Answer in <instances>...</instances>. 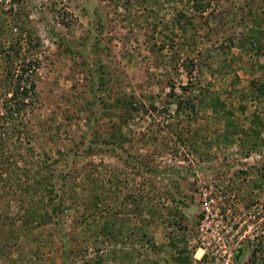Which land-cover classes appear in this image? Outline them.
<instances>
[{"label": "rangeland", "instance_id": "374dc122", "mask_svg": "<svg viewBox=\"0 0 264 264\" xmlns=\"http://www.w3.org/2000/svg\"><path fill=\"white\" fill-rule=\"evenodd\" d=\"M227 256L264 264V0H0V264Z\"/></svg>", "mask_w": 264, "mask_h": 264}, {"label": "trees", "instance_id": "16d2710c", "mask_svg": "<svg viewBox=\"0 0 264 264\" xmlns=\"http://www.w3.org/2000/svg\"><path fill=\"white\" fill-rule=\"evenodd\" d=\"M18 79H19V81H22L23 80V77H20ZM16 88H17V91L20 88H22L21 85H20V82L17 84ZM23 91H24L23 94L25 96H28V94H34V92H35V84L33 82H31L30 85H29V87L24 88Z\"/></svg>", "mask_w": 264, "mask_h": 264}, {"label": "built area", "instance_id": "2783aa9c", "mask_svg": "<svg viewBox=\"0 0 264 264\" xmlns=\"http://www.w3.org/2000/svg\"><path fill=\"white\" fill-rule=\"evenodd\" d=\"M223 260H224V261H223L222 264H228V261H229V260H228V256H227L226 258H223Z\"/></svg>", "mask_w": 264, "mask_h": 264}]
</instances>
